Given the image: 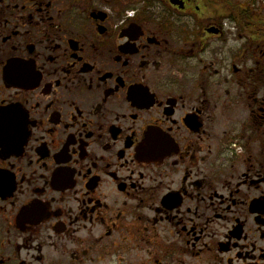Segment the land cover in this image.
Masks as SVG:
<instances>
[{
    "label": "flooded vegetation",
    "instance_id": "af4514ba",
    "mask_svg": "<svg viewBox=\"0 0 264 264\" xmlns=\"http://www.w3.org/2000/svg\"><path fill=\"white\" fill-rule=\"evenodd\" d=\"M221 1L0 0V264H264V18Z\"/></svg>",
    "mask_w": 264,
    "mask_h": 264
},
{
    "label": "rangeland",
    "instance_id": "374dc122",
    "mask_svg": "<svg viewBox=\"0 0 264 264\" xmlns=\"http://www.w3.org/2000/svg\"><path fill=\"white\" fill-rule=\"evenodd\" d=\"M227 1L230 2L232 6L240 5L242 9L244 7V9L249 10V12H252L253 16H261L262 18H264V0H227Z\"/></svg>",
    "mask_w": 264,
    "mask_h": 264
},
{
    "label": "water",
    "instance_id": "95a60500",
    "mask_svg": "<svg viewBox=\"0 0 264 264\" xmlns=\"http://www.w3.org/2000/svg\"><path fill=\"white\" fill-rule=\"evenodd\" d=\"M172 1H173L174 3H176V2L178 3L180 0H172Z\"/></svg>",
    "mask_w": 264,
    "mask_h": 264
}]
</instances>
